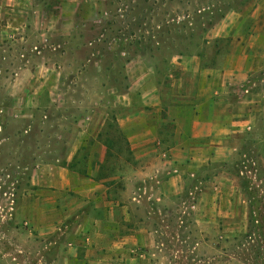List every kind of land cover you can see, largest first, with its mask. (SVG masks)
<instances>
[{"label": "rangeland", "instance_id": "rangeland-1", "mask_svg": "<svg viewBox=\"0 0 264 264\" xmlns=\"http://www.w3.org/2000/svg\"><path fill=\"white\" fill-rule=\"evenodd\" d=\"M242 46L264 64V0H0V264L83 258L86 243L76 238L75 254L65 232L83 238L86 214L104 218L94 205L54 235L44 215L32 222L45 231L28 223L35 208L28 219L20 214L24 198L46 190L36 183L48 181V166L78 174L68 169L74 159L91 178L107 177L112 200L127 207L115 211L117 231L135 237L87 245L95 261L240 264L233 241L250 228L264 245V113L255 132L217 140L211 160L189 167V154L169 151L176 126L163 111L192 109L194 95L182 92L200 71L235 66ZM249 81L264 88V65ZM152 85L163 103L151 113L163 120L158 152L140 159L119 120L141 109ZM231 89L233 110L243 89ZM62 193L63 204L76 198ZM126 212L131 224L122 222Z\"/></svg>", "mask_w": 264, "mask_h": 264}, {"label": "crops", "instance_id": "crops-1", "mask_svg": "<svg viewBox=\"0 0 264 264\" xmlns=\"http://www.w3.org/2000/svg\"><path fill=\"white\" fill-rule=\"evenodd\" d=\"M250 51L247 46H242L240 51V53L242 52L241 61L236 63L235 66L225 64L220 70L200 71L198 75L201 76V79L198 84L194 88L182 92V94L185 93L184 97H188L189 91L194 95L195 103L192 109L185 106H171L163 109L176 126L174 145L169 151L176 156L189 154L188 162L185 163L189 167H200L205 165L208 160H211L213 158L210 153L213 149L212 145L217 140L227 139L232 136L243 137L256 131L260 118L264 113V88L254 91L248 85L251 82L249 81L250 75L260 67L262 68L264 64L261 66L252 57L253 54ZM233 84L240 85L243 90L239 94L237 103L232 110L228 96L232 92L231 85ZM180 91H178V94L181 95ZM180 97L182 98L183 96ZM139 99L141 109L130 115L122 116L119 122L135 154L139 155L140 159H147L155 152H158V142H156L158 140L157 126L163 121L158 112L162 111L163 103L160 91L155 85L141 92ZM151 109L153 111H149ZM155 112L158 113L156 116L158 115L159 119H156L155 115H151V113ZM64 171L66 170L56 166H48V181L44 184V181L38 179L36 183L38 187L46 188V190L36 191L40 193V197L31 196L30 198H24L20 207V214L24 216L26 213V219H28L30 217L28 212H34L33 209L28 211V208H35L37 210L34 212L36 216H31L28 219V223L34 226L39 233L45 231L44 228L39 227L40 225L32 222L33 218L37 220L40 217L39 215H44L45 221L48 222V235H54L53 233L62 230L63 222H65L67 217H71L76 213L74 211L78 208H83L87 204L94 205V209L101 211L104 218L86 214L85 217L87 218L85 220L87 224L82 227L84 229L88 225L89 227L83 234V238L80 236V238L76 237L77 232L72 229L69 232H65L66 236L70 238L68 245L75 254L78 251L75 246L76 241L79 240L86 243L83 246L85 247V255L82 259L76 257L77 255H71L65 260V263L103 264L102 261L98 262L88 257L87 252L91 251L93 246L90 248L87 245L95 243L94 241L102 243L105 239H112L113 244L125 240L132 242V239L135 238L134 234L122 235L118 233L119 222L115 219V211L127 207L112 200L108 188L103 182L95 181L90 175L86 177ZM64 191L75 193L76 198L70 200L67 204L59 202L62 197L60 194L63 195L62 192ZM34 213H32L33 216ZM125 215L126 218L122 222L131 224V217L128 212ZM110 230H114V236H111ZM123 245L125 250L129 249L125 242ZM119 251L113 250L112 259L114 257L119 258L121 254ZM127 262V260L124 261V264H129Z\"/></svg>", "mask_w": 264, "mask_h": 264}, {"label": "trees", "instance_id": "trees-1", "mask_svg": "<svg viewBox=\"0 0 264 264\" xmlns=\"http://www.w3.org/2000/svg\"><path fill=\"white\" fill-rule=\"evenodd\" d=\"M215 19L216 20L222 19V15L215 17ZM127 148H128V143H127ZM75 161L76 159H74L71 165L68 166V169L78 173L79 175L88 177L89 175H87L86 172H81L79 168L75 167V163H76ZM106 178L107 177L99 176L97 179L95 178L94 180L97 182H104ZM257 235L258 234H256V232H254L253 229L250 228L245 236H242L240 239H235L233 241L234 248H232V250L240 249L241 252H244L243 258H241V260L239 261L240 264H264V245L261 244L262 241H258Z\"/></svg>", "mask_w": 264, "mask_h": 264}]
</instances>
